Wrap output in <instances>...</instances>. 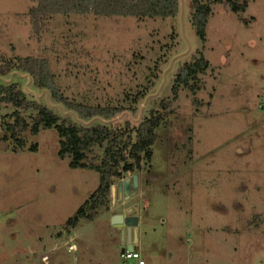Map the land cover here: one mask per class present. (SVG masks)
<instances>
[{
    "label": "rangeland",
    "instance_id": "374dc122",
    "mask_svg": "<svg viewBox=\"0 0 264 264\" xmlns=\"http://www.w3.org/2000/svg\"><path fill=\"white\" fill-rule=\"evenodd\" d=\"M199 1L210 7L203 40L191 25V0H177L173 18L54 16L38 39L28 15L0 0V58L44 59L67 98L86 93L125 110L82 120L18 70L0 76V86L17 84L59 117L100 123L132 141L139 123L164 113L160 102L177 93L155 131L149 167L135 174L137 187L131 174L115 182L109 209L76 228L64 223L97 188L98 174L57 157L54 129L27 130L15 147L4 130L15 109L2 105L0 264H44L41 255L46 264H126L127 230L111 223L117 213L138 218L134 249L145 264H264V0H248L240 14L224 0ZM194 57L208 68L192 94L174 77ZM136 91L140 101H123Z\"/></svg>",
    "mask_w": 264,
    "mask_h": 264
},
{
    "label": "trees",
    "instance_id": "16d2710c",
    "mask_svg": "<svg viewBox=\"0 0 264 264\" xmlns=\"http://www.w3.org/2000/svg\"><path fill=\"white\" fill-rule=\"evenodd\" d=\"M34 2L27 15L33 36L39 38L48 20L54 16H94L104 18H173L177 14V0H31ZM224 5L233 14L245 11L248 0H224ZM191 25L197 37L205 36V28L210 13L208 3L191 0ZM208 68L202 57H194L193 62L176 71L174 81L194 94L202 87L199 76ZM13 70L27 74L33 85L47 90L50 98L75 113L82 120L101 118L109 120L125 110L122 105L111 101H99L96 96L86 93L67 98L60 91L57 82L50 72L49 64L44 59L17 58L6 60L0 58V76ZM146 82V81H145ZM148 82V81H147ZM173 98L160 102L164 113L150 112L149 117L139 123L134 131V141L130 133L114 134L100 123L83 126L69 118H62L45 106L32 101L18 88L17 84L0 86V107L11 106L15 109L14 123L6 125L9 138L15 147H21L20 135L29 130L37 135L41 130L54 129L58 135L57 157L67 159L68 167L93 171L98 174L99 183L89 198L77 209L75 214L64 223L66 227L76 228L81 221H94L102 211H107L110 204L111 187L128 174L135 175L143 167H149L152 147L156 142V129L171 113L169 106L176 101V89H172ZM143 98V93H127L123 101L136 104ZM193 103L197 101L193 99ZM173 112V111H172ZM27 113L28 117L23 116ZM6 133L2 141H6ZM35 151V147L30 148ZM101 151V154L99 153Z\"/></svg>",
    "mask_w": 264,
    "mask_h": 264
},
{
    "label": "water",
    "instance_id": "95a60500",
    "mask_svg": "<svg viewBox=\"0 0 264 264\" xmlns=\"http://www.w3.org/2000/svg\"><path fill=\"white\" fill-rule=\"evenodd\" d=\"M129 182V179L126 178L124 181V186L127 185ZM121 184H119L120 186ZM138 185L137 183V176L133 175L132 177V187L136 188ZM120 188V187H119ZM115 191L114 187H111V196H113ZM111 223L114 226L118 227H125L127 230V249L131 250L132 249V244H131V232H132V227L137 226L138 224V218L135 216H124L122 214H115L111 217ZM124 252V248L121 250V253ZM128 264H132V262H129Z\"/></svg>",
    "mask_w": 264,
    "mask_h": 264
},
{
    "label": "crops",
    "instance_id": "0c3cea01",
    "mask_svg": "<svg viewBox=\"0 0 264 264\" xmlns=\"http://www.w3.org/2000/svg\"><path fill=\"white\" fill-rule=\"evenodd\" d=\"M13 2H12V7H11V9H10V12L12 13V14H15V15H19V14H22L23 15V13H26L27 14V12H28V10L32 7V6H34V2L33 1H31V0H28L29 1V3L31 4V6H29L28 8L26 7V1L27 0H19V2L17 1V0H12ZM27 1V2H28ZM16 2H17V5H16ZM26 9H27V12H23V11H26ZM21 11V12H20ZM17 12H19V13H17ZM117 214H119V213H117ZM124 215H126V214H124ZM133 216H135L134 214H133ZM112 217V216H111ZM138 224H139V220H138ZM137 224V225H138ZM115 227H118V226H115ZM118 228H122V227H118ZM124 228V227H123ZM124 229H126V228H124ZM135 231V233H134V235H133V232H131V244H132V246H133V248H134V245H138L139 244V240H138V237H137V233H136V230H134ZM127 241H126V243L124 242V246H121L120 248V253H121V250L124 248V247H126L127 246ZM73 250H75V248H74V246H73ZM72 250V251H73ZM71 251V252H72ZM2 251H0V253H1ZM67 252H70V251H68L67 250ZM45 257H47V256H45V255H41L40 256V263H44V264H46L45 262H43V258H45ZM48 261H49V258H48ZM4 261H1L0 263H3Z\"/></svg>",
    "mask_w": 264,
    "mask_h": 264
},
{
    "label": "built area",
    "instance_id": "2783aa9c",
    "mask_svg": "<svg viewBox=\"0 0 264 264\" xmlns=\"http://www.w3.org/2000/svg\"><path fill=\"white\" fill-rule=\"evenodd\" d=\"M127 246L124 247V252L120 253V257L123 259V261L126 264H128L129 262H132V264H145L143 259L140 257V254L137 251H135L133 246L131 250H128ZM72 250H73V246L70 245L68 247V251H72Z\"/></svg>",
    "mask_w": 264,
    "mask_h": 264
}]
</instances>
